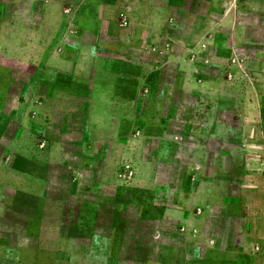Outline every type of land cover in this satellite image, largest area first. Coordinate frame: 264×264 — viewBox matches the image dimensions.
I'll list each match as a JSON object with an SVG mask.
<instances>
[{"label": "rangeland", "instance_id": "obj_1", "mask_svg": "<svg viewBox=\"0 0 264 264\" xmlns=\"http://www.w3.org/2000/svg\"><path fill=\"white\" fill-rule=\"evenodd\" d=\"M8 3H17L15 9ZM28 3L0 0V18L15 10L29 23ZM153 4L166 11L159 29L143 28L135 49L104 50L107 66L118 71L116 91L129 101L106 108L123 114L108 120V130H92L82 103L66 105L70 114L60 109L50 121V139L63 141L61 155L48 162L39 142L33 159L49 171L50 213L47 230L34 236L48 244L28 264H264V58L258 56L264 0ZM142 12L146 21L156 18L154 9ZM102 31L109 38L111 24L104 22ZM9 51L0 64L13 63ZM21 56L32 64V55ZM26 69L10 74L0 157L21 139L7 114L23 109L15 101L31 92ZM62 79L73 90L88 88L69 73ZM256 95L260 102L251 109L244 101ZM22 154L25 166L28 154ZM8 210L0 236L17 244L25 239L28 212ZM206 241L214 242L210 254ZM19 250L10 248L0 264H19Z\"/></svg>", "mask_w": 264, "mask_h": 264}, {"label": "crops", "instance_id": "obj_2", "mask_svg": "<svg viewBox=\"0 0 264 264\" xmlns=\"http://www.w3.org/2000/svg\"><path fill=\"white\" fill-rule=\"evenodd\" d=\"M29 2V23L19 20L15 10L10 18L6 19L3 16L0 18V57L7 60L10 57L9 49L13 48L11 58L13 63L0 64V110H3L2 106L6 104L5 95L11 85V73L20 75L21 70L28 67L26 70H29L30 79L27 83L31 88L27 98H17L15 101L16 105L23 102V109L7 114L10 119L16 121L21 139L14 138L12 146L11 142L8 143L0 157V189L2 187L12 189L10 193L0 191V224L5 226L6 222H9L10 205L12 209L20 210L23 215H25L23 211L28 212L26 215L30 220L21 228L25 232V239L23 238L20 243L12 244L0 236V259H5L10 248L22 249L19 250L17 259L19 264L31 263L30 254H34L36 248L48 244L44 240L35 239L34 234L39 230L41 232L47 230L49 225L46 210L50 213V194L44 190L50 183L49 171L40 167L33 156L36 151L41 150L40 141L48 162L50 157L56 159L61 155L63 141L50 139V121L56 118L60 109L64 110L65 115L70 114L65 110L66 105L76 106L82 103L85 110L83 117L90 121L88 128L109 129L108 120L123 113L115 111L116 109L108 110L106 107L113 104L120 109L123 103L129 101L121 99V94L118 95L119 91H116L119 85L118 71L107 66L108 59L104 50L117 53L121 49L139 47L142 43L143 28L153 26L159 29L165 18L164 8L162 10L160 5L153 3H167V0H29ZM36 2L40 5L39 11L35 8ZM88 3H95V8L87 10ZM8 4L15 9L17 3ZM144 9H154L156 18L146 21L142 12ZM83 10L88 11L87 16L79 15ZM121 18L123 24L120 22ZM104 22H109L113 29L106 39L102 31ZM5 24L10 25L7 36L2 31ZM22 25L29 29L28 35L19 31ZM15 50H18L19 54L14 53ZM23 53L34 57L32 64L24 63L25 60L21 56ZM258 56L264 58V49L259 50ZM65 73L88 83V88L85 91H81L80 88V91L73 90V87L62 79ZM252 88L257 91L255 86ZM244 102L252 105L253 109L255 107L253 105L260 102V97L256 95L255 98ZM26 135L29 138L25 140ZM101 140L102 138H94L92 141L97 143ZM22 151L27 152L22 154ZM5 153L10 156H4ZM21 154L27 158L28 163H25V166L19 163ZM40 170L41 174L38 175ZM17 229L18 227H13L12 230ZM209 242L206 241L208 254L210 248L214 247V242L211 244ZM208 258L207 256V263L210 261Z\"/></svg>", "mask_w": 264, "mask_h": 264}]
</instances>
